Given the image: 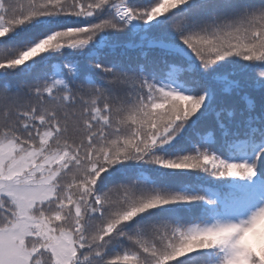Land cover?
<instances>
[{"label":"snow or ice","instance_id":"1","mask_svg":"<svg viewBox=\"0 0 264 264\" xmlns=\"http://www.w3.org/2000/svg\"><path fill=\"white\" fill-rule=\"evenodd\" d=\"M261 217L264 0H0V264H264Z\"/></svg>","mask_w":264,"mask_h":264},{"label":"rangeland","instance_id":"2","mask_svg":"<svg viewBox=\"0 0 264 264\" xmlns=\"http://www.w3.org/2000/svg\"><path fill=\"white\" fill-rule=\"evenodd\" d=\"M71 111L72 109L70 108L69 112L71 113ZM248 245L258 251L264 248V220H261L252 231Z\"/></svg>","mask_w":264,"mask_h":264},{"label":"clouds","instance_id":"3","mask_svg":"<svg viewBox=\"0 0 264 264\" xmlns=\"http://www.w3.org/2000/svg\"><path fill=\"white\" fill-rule=\"evenodd\" d=\"M261 220H264V217H261L260 218V220L257 222V225H258V223L261 221ZM255 229V228H254ZM253 229V230H254ZM252 230V231H253ZM252 231H250V232H246L245 234H244V237L242 238L243 240H244V242L245 243H247L248 244V241H249V238H250V236H251V234H252ZM258 251V250H257Z\"/></svg>","mask_w":264,"mask_h":264}]
</instances>
